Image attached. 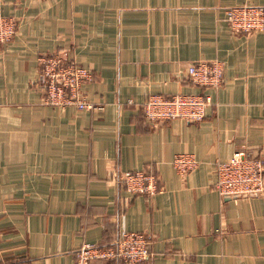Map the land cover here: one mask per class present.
I'll list each match as a JSON object with an SVG mask.
<instances>
[{
    "label": "crops",
    "instance_id": "crops-1",
    "mask_svg": "<svg viewBox=\"0 0 264 264\" xmlns=\"http://www.w3.org/2000/svg\"><path fill=\"white\" fill-rule=\"evenodd\" d=\"M264 0H0L19 28L0 44V264H75L87 242L144 231L153 264H264V192L221 196L216 164L247 145L264 160V29L234 32L226 10ZM73 55L94 77L99 109L45 96L40 56ZM224 62L218 88L189 80L198 61ZM206 92V116L156 125L151 93ZM191 152L185 176L172 161ZM159 175L149 196L116 180ZM95 264H117L95 261Z\"/></svg>",
    "mask_w": 264,
    "mask_h": 264
},
{
    "label": "built area",
    "instance_id": "built-area-1",
    "mask_svg": "<svg viewBox=\"0 0 264 264\" xmlns=\"http://www.w3.org/2000/svg\"><path fill=\"white\" fill-rule=\"evenodd\" d=\"M226 20L234 32L252 33L264 29V6L244 3L227 8ZM19 19L0 14V44L11 41L19 28ZM45 96L43 102L59 107L99 109L102 105L88 99L83 85L93 79V71L76 58L61 52L40 56ZM189 80L201 88H218L224 81V62L219 59L198 61L188 67ZM211 96L206 92L164 95L151 93L143 103L145 118L156 125L161 121L185 119L201 121L206 116ZM194 153H177L172 164L185 176L199 165ZM215 189L221 196H257L264 192V160L242 145L231 157L216 164ZM116 180L130 192L153 195L161 189L159 175L144 170L122 171ZM119 258L121 264H153L150 238L144 231L123 230L111 245L84 243L76 252L75 264H95L97 260Z\"/></svg>",
    "mask_w": 264,
    "mask_h": 264
},
{
    "label": "trees",
    "instance_id": "trees-1",
    "mask_svg": "<svg viewBox=\"0 0 264 264\" xmlns=\"http://www.w3.org/2000/svg\"><path fill=\"white\" fill-rule=\"evenodd\" d=\"M97 261H103V262H113L115 261L117 264H121V260L119 258H115V259H112V260H97Z\"/></svg>",
    "mask_w": 264,
    "mask_h": 264
}]
</instances>
